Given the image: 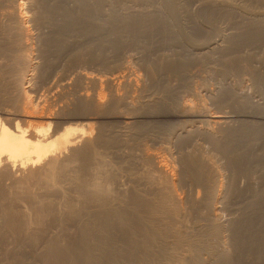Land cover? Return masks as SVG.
Wrapping results in <instances>:
<instances>
[{"label":"bare ground","instance_id":"6f19581e","mask_svg":"<svg viewBox=\"0 0 264 264\" xmlns=\"http://www.w3.org/2000/svg\"><path fill=\"white\" fill-rule=\"evenodd\" d=\"M51 1L0 0V60L6 55L3 61L20 73L15 94L0 85L6 91L0 93V201L10 208L25 203L36 213H29L35 222L28 224L24 217L13 220L9 211L11 230L27 233L51 216L59 232L42 252L45 264H264V73L242 67L245 60L236 55L244 45L264 42V0H73L79 13L67 8L70 1L67 7L64 0ZM221 21L229 27L220 29ZM28 25L57 60L44 76L54 82L49 84L55 97L35 103L24 97L21 74L33 63L26 58L28 44L33 46L27 44ZM225 27L235 32L225 33ZM96 41L120 54L127 48L147 57L140 63L141 78L127 72L117 76L119 83L105 78L106 102L90 89L96 77L83 69L95 59L102 63ZM223 50L236 55L232 62L240 70L251 71L261 90L258 100L238 87L243 83L223 81L230 92L215 100V111L175 103L202 60ZM115 57H108L111 63ZM120 64L117 69L128 71ZM256 64L264 68V60ZM206 93L216 98L213 90ZM139 99L146 107L171 101L176 108L133 117ZM119 104L128 112L121 125H94ZM150 119L166 121L164 139L182 153L176 175L147 150L127 151L141 134L134 125L144 129ZM98 148L130 158L138 172L117 181L119 176L106 172ZM40 239L24 241L28 247ZM22 253L12 256L22 259Z\"/></svg>","mask_w":264,"mask_h":264},{"label":"rangeland","instance_id":"374dc122","mask_svg":"<svg viewBox=\"0 0 264 264\" xmlns=\"http://www.w3.org/2000/svg\"><path fill=\"white\" fill-rule=\"evenodd\" d=\"M49 1V0H48ZM51 1V0H50ZM54 1V0H53ZM68 1H70V2H68ZM76 1V0H75ZM75 1H73V0H64V6H66V4H67V6H68V4H69V6L67 7V8H73L74 10H77V8H75V7H78V4L80 3V1L81 0H77V2H79V3H75ZM108 1V0H107ZM52 2V1H51ZM66 2H68V3H66ZM74 2V3H73ZM66 3V4H65ZM75 6V7H73V5ZM77 6H76V5ZM118 5H119V8L122 6V5H120L119 3H117ZM123 7V6H122ZM70 8V9H71ZM105 9L107 8V6H105L104 7ZM103 8V9H104ZM119 8H118V10H119ZM27 9V8H26ZM26 9H24L25 11H27ZM104 9V10H105ZM109 9V8H108ZM108 9H106V12L108 11ZM73 10V11H74ZM78 11V10H77ZM76 12V11H75ZM77 13V12H76ZM78 13H79V11H78ZM75 15H77V14H75ZM101 22H103L102 20H100ZM223 21H221L220 22V29H222L221 27H223V30H224V26L225 25H227L228 27H229V25H228V23H226V22H223ZM222 24V25H221ZM218 25V26H219ZM29 26V25H28ZM27 26V27H28ZM31 26H29L28 27V31H30L29 32V35L30 34H32V35H30V40L28 39V42H27V44L28 43H30V42H32V45L33 46H31V43H30V45L28 44V46H27V48H28V50H27V57L26 58H29L28 60H30V59H32V60H30V62L32 63L31 65H30V67L29 68H26V70L23 72V73H21L22 74V76H23V78H24V83L25 84H27V85H25V90H24V92H25V94H24V97H25V99H29V100H31L32 102H38V100L39 101H43V100H45L46 98H54L55 96L53 95L54 94V91H52L51 89L53 88L52 87V85H53V81H51V80H47V78H45L46 77V73L45 72H47V70L50 68V66H55L56 64H57V60L55 59V61H53L54 60V58L53 57H51L52 55H51V51H49V49H48V47L47 46H43V44H45V42H44V40L43 39H41L42 37L40 36V39H38L39 38V36H38V34L36 35V32L35 31H33V29L32 28H30ZM30 29V30H29ZM231 29V30H230ZM230 29H228V28H226L225 27V33H229L228 32V30H230V34H231V32L233 33V32H235V29H232V28H230ZM32 30V31H31ZM32 32V33H31ZM103 32V31H102ZM108 33V32H107ZM34 35V38H35V35L37 36L36 38L39 40H37L36 38L34 39L32 36ZM105 36L104 37H107V34L105 33L104 34ZM32 37V38H31ZM232 38V37H231ZM34 40V41H33ZM43 40V41H42ZM230 39H228V41H227V45H226V47L228 46V42H230L229 41ZM105 40H102L101 42H104ZM39 42H41L40 44H39ZM43 42V43H42ZM101 42H99V41H96V42H94V48H95V51H96V53L95 54H97V53H102V54H106L107 52H108V54H107V56L105 55V57H103V55L101 54H97V56L99 55V57H96V58H100V59H102V63L100 62V60H97V59H95L94 60V62L91 64V65H88V66H86V68L84 67L83 69H85V71L87 72V74H89V75H93V76H95L96 77V79L98 80H96V85L94 84V87L92 88H90L91 90H92V92L94 93V95H96V98L99 100L100 98L99 97H102L101 99H104L103 100V102L105 101H108L109 99V91H108V89H109V85L108 84H105V83H103V81L105 80V78L106 79H113L115 82H117V83H119L118 82V79H116L117 78V76L118 77H121V75L122 76H124L123 74L124 73H129V77L131 78V79H136V77L137 78H141L142 77V69H139V68H141L142 67V65H144L145 64V62H146V58H144V57H142V58H144L143 60L142 59H140V57H138L139 55L137 54V51H139L140 52V50H134V51H132V49H130V50H127V48H120V50H121V52H122V50L124 49V51L120 54L119 53V51L118 52H116L112 47H108V45H106V44H108V43H101ZM98 43V44H97ZM100 43L101 44H103V45H105V47L102 45V47H100L101 45H100ZM255 43H257V42H255ZM97 45V46H96ZM100 45V46H99ZM110 45V44H109ZM111 46V45H110ZM98 47V48H97ZM107 47L108 48H110V50L111 49H113L114 50V52H110V50H108L107 49ZM100 48V50L102 51H99V52H97V49H99ZM104 50H102V49ZM44 49V50H43ZM46 49V50H45ZM48 49V50H47ZM240 53H237L236 55L237 56H240V58H242L241 60H245V61H243V63L241 62V64H242V67H243V65H244V67L246 68V65H247V67H248V69L249 68H251V70H252V68L256 71V72H258V73H264V68H260V67H257V64H256V60H264V42L263 43H260V44H254V43H251V44H248V45H244V46H242L240 49ZM29 51V52H28ZM50 54H49V53ZM103 52H105V53H103ZM116 52V53H115ZM224 52V53H223ZM223 52H214L215 54H213V53H211L210 55H208V57L211 59H209V61H208V59L206 58V60H202L204 63H202L201 62V64L200 65H198L197 67H196V75H195V77H194V79H193V81H192V83L190 84L191 86L189 87V88H182V89H180V92L178 93V95L180 96H177L178 97V100H177V102H175V103H183V104H185V105H188V106H192V107H195V108H199V107H203V108H206L208 111H215V109H216V107H217V101H215V100H217V98H219V96L221 97V95L223 94V95H225V94H229L228 92H230V90L228 89V87L225 85V83L226 84H239L240 85V83H243V84H241L240 86H238V87H244V89L245 90H247L248 91V89H250L249 90V92L252 94V96H253V100H258V97H259V95H261L260 93H261V90H260V86H259V84L257 85V83L255 82V80L254 79H252L251 78V76H250V74H248L249 72H251L250 70H246V69H242V70H240L239 68H238V66L235 64V63H233L232 62V59H233V56L234 57H236V55H227L225 52H227V51H225V50H223ZM29 53V54H28ZM48 53V54H47ZM110 53H111V55H110ZM112 53H113V57H112ZM223 53V54H222ZM25 54H26V52H25ZM44 54V55H43ZM117 54H119V55H117ZM218 54V55H217ZM220 54V55H219ZM221 54H222V56H221ZM109 55V56H108ZM226 55V56H225ZM246 55H248V56H246ZM6 56V55H5ZM4 56V57H5ZM29 56V57H28ZM96 56V55H95ZM102 58H101V57ZM114 56H117V58H116V60H112L113 62L111 63V61H110V59H112V58H114ZM131 56H133V57H131ZM134 56H136L135 58H134ZM223 56H225L226 57V59H228L229 57L228 56H230V58L226 61V59H224L223 58ZM249 56H251L250 58H252V57H254V59L252 60H250V58H249ZM4 57L3 58H1V60H2V63L0 62V85L2 86V87H6L5 88V90L6 89H8L7 90V92H9V93H13V94H15L14 93V90L15 89H17L16 87H18V85H19V82H18V80H17V77L16 76H18V77H20V73H19V71H18V69H15V68H13V67H11V65H10V63H8L7 61H6V58H5V62L3 61V59H4ZM45 57V58H44ZM52 59V60H50V58ZM110 59H109V58ZM128 57V58H127ZM212 57V58H211ZM221 57V58H220ZM246 57V58H245ZM106 58V59H105ZM132 58V59H131ZM137 58L138 59H140V60H137ZM216 58V59H215ZM118 59V60H117ZM222 59L224 60V62L222 61ZM231 59V61H229ZM0 60V61H1ZM41 60V61H40ZM46 60V61H45ZM107 60V61H106ZM122 60H123V62H122ZM145 60V61H144ZM148 60V59H147ZM216 62H215V61ZM99 61V63H97ZM104 61V62H103ZM109 61V67L111 68H107L108 67V64L106 63V62H108ZM143 63H142V62ZM206 61V62H205ZM7 62V63H6ZM42 62V63H41ZM50 62V63H49ZM119 62L122 64H124L125 66H126V68H127V70L128 71H124V70H122L121 71V69L119 68V69H117L118 67H120L118 64H119ZM148 62V61H147ZM226 62V63H225ZM230 62H232L231 64H230ZM114 63H117V64H114ZM140 63H142V65H141V67H140ZM49 64V65H48ZM54 64V65H53ZM112 64L113 65H118L117 67H115V69H114V67L112 66ZM120 64V65H121ZM128 64V65H127ZM230 64V66L231 67H233L232 69H230L229 67L230 66H228V65ZM10 65V66H9ZM43 65V66H42ZM102 65V66H101ZM106 65V67H104ZM139 65V66H138ZM211 65V66H210ZM213 65V66H212ZM235 65V66H234ZM6 66V67H5ZM33 66H35L34 67V69H33ZM112 66V67H111ZM32 67V70L30 69ZM215 68V69H214ZM10 69H11V71H10ZM58 69H60V67L58 68ZM63 69V68H62ZM103 69H106V70H103ZM199 69V70H198ZM214 69V70H213ZM237 69V70H236ZM5 70V71H4ZM12 70L14 71V72H12ZM18 72H17V71ZM61 70V69H60ZM118 70H120V71H118ZM141 70V71H140ZM246 70V71H245ZM85 71H84V73H85ZM115 71V72H114ZM225 71V72H224ZM243 71V72H242ZM44 72V73H43ZM122 72V73H121ZM206 72V73H205ZM209 72V73H208ZM213 72V73H212ZM6 73V74H5ZM7 73H8V75H7ZM11 73H12V75H11ZM17 73H19V74H16ZM27 73V74H26ZM30 73V74H29ZM40 73V74H39ZM92 73V74H91ZM201 73V74H200ZM216 73V74H215ZM26 74V76H24ZM106 74V75H105ZM111 74V75H110ZM112 74L114 75V77H115V75H116V77L115 78H113V76H112ZM131 74V75H130ZM200 76H198V75ZM217 75V76H216ZM249 77H248V76ZM15 76V77H14ZM32 76V77H31ZM45 76V77H44ZM226 76V77H225ZM13 77V78H12ZM104 77V78H103ZM202 77V78H201ZM248 77V78H247ZM7 80H6V79ZM12 78V79H11ZM16 78V79H15ZM42 78V79H41ZM46 80H45V79ZM240 78V79H239ZM242 78V79H241ZM102 79V80H101ZM38 80V81H37ZM117 80V81H116ZM200 80V81H199ZM238 80V81H237ZM241 80V81H240ZM244 80H246L245 82H242V81H244ZM254 80V81H253ZM28 81V82H27ZM32 81V82H31ZM48 81V82H47ZM203 81V82H202ZM225 83H224V82ZM249 81H252V82H249ZM18 82V83H17ZM115 82H112V83H115ZM196 82V83H195ZM237 82V83H236ZM249 84H248V83ZM256 84H255V83ZM49 83H51V84H49ZM117 83H116V85H117ZM198 83V84H197ZM39 84V85H38ZM195 84V85H194ZM201 84H202V86H201ZM17 85V86H16ZM41 85V86H40ZM107 85H108V87H107ZM197 85V86H196ZM217 85V86H216ZM224 85V86H223ZM247 85V86H246ZM252 85V86H251ZM0 86V87H1ZM27 86V87H26ZM51 88H50V87ZM103 86V87H102ZM193 86V87H192ZM12 87V88H11ZM31 87V88H30ZM99 87V88H98ZM210 87V88H209ZM254 87V88H253ZM4 88H0L1 89V91H0V93H3V91H4ZM15 88V89H14ZM95 88V89H94ZM196 88V89H195ZM3 89V90H2ZM48 89H49V91H48ZM100 89V90H99ZM222 89V90H221ZM251 89H252V91H251ZM102 90V91H101ZM205 90H213L214 92H215V94H217L216 95V98L214 99V97H211V96H213V95H208L207 93L205 94ZM217 90V91H216ZM220 90V91H219ZM46 91H48V92H46ZM185 91H187V92H185ZM189 91V92H188ZM194 92H196V93H194ZM199 92V93H198ZM224 92V93H223ZM4 93L6 94V91H4ZM8 93V94H9ZM11 93V95H13ZM103 93V94H102ZM256 93V94H255ZM28 95V97H27V95ZM52 94V95H51ZM108 94V95H107ZM195 94V95H194ZM199 94V95H198ZM255 94V95H254ZM40 95V96H39ZM47 95V96H46ZM258 95V96H257ZM35 96V97H34ZM46 98H45V97ZM49 96V97H48ZM43 97V98H42ZM108 97V98H107ZM256 97H257V99H256ZM50 98V99H51ZM40 99H42V100H40ZM131 99V98H130ZM130 99L128 98V100L130 101ZM147 99L146 98V96H145V98H143V99H141V101H145V100ZM127 100V101H128ZM182 100L184 101V102H182ZM99 101H101V100H99ZM141 101H140V99L138 100V102H136L135 103V108H134V111H133V113H135L136 111H137V113L135 114V115H133V117H136L138 114L139 115H143V114H152L153 112V114H152V116H157L156 115V113L158 114H160V115H158V116H161V114L162 113H166L167 111L168 112H172V111H174L173 109L174 108H176V106L174 105V106H171V105H173L174 103L173 102H171V101H169L170 103H172L171 105H170V103L168 104V105H165V106H163V107H159V106H152V107H146L144 104H142L141 103ZM255 101V102H256ZM102 102V103H103ZM189 102V103H188ZM216 102V103H215ZM139 103V104H138ZM140 103H141V105H144V106H141L140 105ZM178 103V104H179ZM187 103V104H186ZM105 104V103H104ZM137 105V106H136ZM177 105V104H176ZM144 107V108H143ZM158 108V109H157ZM173 108V109H172ZM105 109V108H104ZM111 109H113V111H109V112H112V113H110V114H112L111 116H100V117H98V118H96V119H94V125H96V124H102V126H106L105 128L106 129H110V128H117L119 125H121L119 122H122V118H124V117H128V116H126V115H128V112H127V110L125 109V108H123V106L121 105V104H119V105H115V106H113ZM110 109V110H111ZM117 109V110H116ZM135 109H136V111H135ZM139 109V110H138ZM150 109V110H149ZM167 109V110H166ZM261 109V108H260ZM116 112H115V111ZM124 110H125V112H124ZM141 111V112H140ZM144 112V113H143ZM148 112V113H147ZM123 113V114H122ZM141 113V114H140ZM117 115H118V117H117ZM120 115V116H119ZM138 115V116H139ZM151 116V115H150ZM118 119H117V118ZM120 119V120H119ZM122 119V120H121ZM95 120H96V124H95ZM149 123H150V125H148V126H146L144 129H143V127L141 126V128H140V124H138V123H136L135 125H134V127L136 128V129H134L135 131L138 129V131H140V133L141 134H138L139 132L138 131H136V132H138L137 134L138 135H140V136H136V139H133V141L131 140L130 142H128V144L130 145H128L129 147H131V149L130 150H128L127 149V151L128 152H136V150L137 149H144V150H147L148 152H150V153H153V154H155L156 156H157V158H158V160L159 161H161L162 163H164V164H166V165H168L167 167L168 168H174V169H176V170H172V172L173 173H175L174 175H176V172L178 173L179 171L178 170H180L179 169V166H180V163H179V166L177 165L178 164V162H177V159L179 160L180 159V157H181V155H179V153H181V151H179V150H177L178 151V155H179V158H178V155H177V151L175 152V150L173 149V147H171V146H169L167 143H166V141H165V139H164V131H165V129H166V127H167V123H166V121H163V119L162 120H160V119H150L149 120ZM138 126H139V128H138ZM110 127V128H109ZM141 129V130H140ZM143 129V130H142ZM133 130V133L135 132ZM138 137V138H137ZM113 149L112 148H107V149H105V148H98V152L99 153H101V159L104 161V163L106 164V172L107 173H109V174H114V175H116V176H119L118 177V179H117V181H119V180H121V181H123L125 178H124V176H132L133 174H135L136 172H138V166L137 165H135V163H133L132 161H131V159L129 158V159H127L126 157H124L123 156V158H122V155H120V157L121 158H119V157H117V155H114L113 153L111 154V151H112ZM182 154V153H181ZM116 156V157H115ZM125 158V159H124ZM161 159V160H160ZM130 160V161H129ZM133 160V159H132ZM164 162H163V161ZM179 162H180V160H179ZM176 167H178V170H177V168ZM120 176H122V177H120ZM32 193V192H31ZM34 193V192H33ZM32 193V194H33ZM69 196H74V194L73 193H71V195L69 194ZM21 203H23V202H20V204ZM26 206V207H23V206ZM21 205V208H20V205H17V208H16V205H14L15 206V208H10L9 207V205H7V204H5V203H3L2 201H0V264H17V262H19V263H21V264H45V263H43V260L44 259H42V257H43V253L42 252H44V249H46V247H47V244H48V242L51 240V239H53L55 236H57L58 235V228H56V229H54L53 227H54V225H55V223L54 222H52V218H51V216H44V218H42L41 219V221H40V225L39 226H36V227H34L33 225H31L32 227H34V228H30L29 227V229H28V232L27 233H25V231L24 232H20V233H14L12 230H11V227L9 226V224H8V222H9V217H7V213L9 212V211H13V216H12V219L13 220H15V221H21L22 220V218L24 217V220H25V222H26V220H27V223L29 224V223H32V222H35V218H33V217H35V216H33V215H36V213H35V211L33 212L32 210H30L29 211V206H27V205H25V203H23ZM23 207V208H22ZM28 207V208H27ZM19 208V209H18ZM30 212H32L31 214H33V213H35V214H33V215H31L30 216V218H29V213ZM27 214H28V216H27ZM31 219H33V220H31ZM28 220H31V221H29L28 222ZM28 226V225H27ZM66 229H65V231H67V233H72L73 231H72V228H70V229H68V227L66 226L65 227ZM38 237H41V239H40V241H38V244H35V245H33V244H30V245H28V247H27V245L25 244L26 242L25 241H28V240H30V239H32V238H38ZM17 240H19V241H17ZM25 240V241H24ZM22 243H21V242ZM19 242H20V244H19ZM19 246V247H16L17 245ZM28 244V243H27ZM13 245H16L15 247L13 246ZM22 246V247H21ZM12 247H13V249H15L16 251H17V248H18V252L17 253H15V250H13L12 249ZM21 247V248H20ZM26 247V248H25ZM9 249H11V250H9ZM20 249H22V250H26V251H28V252H26V251H23L24 253H22V251H19ZM7 250H9L10 251V253L12 252V254H10L9 253V251H8V254H7ZM13 250V251H12ZM13 252L15 253V254H13ZM25 252H26V254H25ZM41 252V253H40ZM18 253H20L19 255H18ZM21 253H22V255H24V256H22L21 258L22 259H18V257H14V256H20L21 255ZM10 254V255H9ZM39 254H41V255H39ZM12 255H14V256H12ZM37 255H39L40 257H41V259H39L40 257L39 256H37ZM10 257H13V261H12V258H10ZM16 259V260H15ZM20 260V261H18V260ZM15 260V261H14ZM44 262H45V260H44ZM18 263V264H19Z\"/></svg>","mask_w":264,"mask_h":264}]
</instances>
